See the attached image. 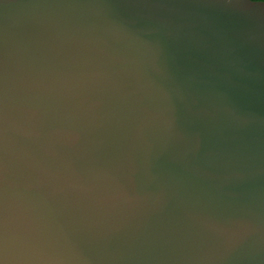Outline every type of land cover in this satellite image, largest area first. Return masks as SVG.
Listing matches in <instances>:
<instances>
[{
    "label": "water",
    "instance_id": "water-1",
    "mask_svg": "<svg viewBox=\"0 0 264 264\" xmlns=\"http://www.w3.org/2000/svg\"><path fill=\"white\" fill-rule=\"evenodd\" d=\"M0 264H264V2L0 0Z\"/></svg>",
    "mask_w": 264,
    "mask_h": 264
},
{
    "label": "snow or ice",
    "instance_id": "snow-or-ice-1",
    "mask_svg": "<svg viewBox=\"0 0 264 264\" xmlns=\"http://www.w3.org/2000/svg\"><path fill=\"white\" fill-rule=\"evenodd\" d=\"M261 2H264V0H261Z\"/></svg>",
    "mask_w": 264,
    "mask_h": 264
}]
</instances>
